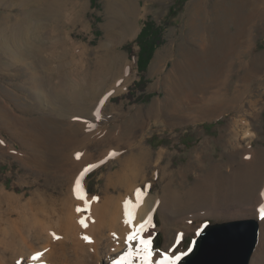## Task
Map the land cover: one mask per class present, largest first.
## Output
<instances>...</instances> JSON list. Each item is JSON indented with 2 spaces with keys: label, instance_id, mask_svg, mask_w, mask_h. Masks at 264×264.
Wrapping results in <instances>:
<instances>
[{
  "label": "bare ground",
  "instance_id": "6f19581e",
  "mask_svg": "<svg viewBox=\"0 0 264 264\" xmlns=\"http://www.w3.org/2000/svg\"><path fill=\"white\" fill-rule=\"evenodd\" d=\"M107 1L106 12L109 20L106 42L91 58L93 52L88 47L70 42L63 29L69 20L75 22L79 19L83 7L79 2L0 0V6L15 7L21 11L19 16L4 15L0 19V54L6 56L3 60L0 55V72L4 73V76H10L19 63H26L28 58L31 60L34 56L39 57L40 67L37 66L31 75V85L33 88L45 90L49 89L50 84L56 95L66 98L64 104L68 107L67 111H59L54 107L50 109V113L57 116L59 121H46L43 125V122L39 124L26 119L24 126L19 129L16 128L15 119L20 117L22 108L13 102L14 107L11 109L7 106L9 101L5 103L3 100H12L17 95L9 94L10 90L8 94H1L0 125L6 130H11L13 136H17L16 142L21 152L30 156L31 163L26 162L24 158L20 159L23 169L28 175H34V180H24L19 184L17 182L12 189L14 192L8 191L0 183V208L5 209L3 216L0 215V264H40V257L42 260L45 258L42 254H46L49 264H61L58 254L64 255L67 251L72 254L70 264H115L121 258H126L124 252L129 253L135 248L145 247L141 241L145 242L151 236L150 231L157 211L173 213L177 207L184 205L190 209L194 208L197 212L203 210L200 197L205 193L198 183L189 192L194 195L185 199L186 202L171 191H165L162 198L151 196L142 199L139 197L141 188L135 190L136 186L132 185L122 168L124 160L120 161V168L116 172L107 176L108 183L101 195H84L81 188L74 187L78 177L96 162L89 154L91 148L104 144L108 146L98 157L99 161L108 156L115 158L118 152L122 153L126 144L119 145V142L128 141L127 146L132 142L129 136L120 135L115 138V133L104 132L97 127L88 131L84 128L85 124L76 122L90 115L94 117L96 112L98 114L105 99L122 92L132 78L133 67L121 56L113 53V48L135 34L139 17L136 0ZM210 3L212 2L209 0H198L193 6L188 21L189 32L182 36L178 60L173 65L174 70L165 74L162 79L165 96L160 101L155 100L152 108L150 107V113L153 114L154 111L155 117L195 112L206 116L211 109L218 111L228 107L243 95V90L237 89L230 96L222 86L229 76L232 77L231 66H238L240 72L244 68L248 69L247 74L240 77V82L244 81L245 84H248L260 68H264V55L251 57L250 66H247L246 62L243 63V47L247 38L252 36L258 26H261L264 32V0H214L211 6ZM39 21L41 26L35 25ZM42 21L47 22L45 27L42 26ZM44 32L46 35L43 36ZM47 34V39L51 40L48 44L42 42ZM21 45H26L36 55L24 52L25 55L22 56ZM161 60L157 58L151 70L152 76L161 73ZM28 64L26 63L27 66ZM72 145L78 146L71 151ZM138 149L140 154L136 158L145 166L137 168L139 173L135 175L137 172H134L133 179L135 182L139 180L146 183L149 172L154 167L151 162L152 154L143 146ZM130 156L135 157L133 153ZM90 161L92 163H88ZM212 169L216 171L218 168L214 166ZM162 171L165 175V169H161ZM254 184L255 190H259L255 191L259 215L260 209L264 208V190L261 192L259 184L252 183L253 186ZM41 186L45 190H52L53 195L60 194L62 197L54 196L47 201L43 200ZM22 187L29 190L18 195L16 191ZM248 190L249 188L242 184V196L243 192ZM156 200L159 201L158 205ZM220 202L216 201L211 207L219 206ZM45 209L48 210L47 214L50 212L51 215L43 217ZM128 214L132 217L128 218ZM204 215L221 217L222 213L211 210ZM80 221L87 226H82ZM129 236H134V239L129 241ZM84 237H88L91 242H87ZM62 240L69 241L68 247L61 244ZM263 254L264 232L256 264H261ZM170 255L173 258V250ZM33 256H38L39 259L33 260ZM166 261L168 259L159 257L153 259L152 264H164Z\"/></svg>",
  "mask_w": 264,
  "mask_h": 264
},
{
  "label": "rangeland",
  "instance_id": "374dc122",
  "mask_svg": "<svg viewBox=\"0 0 264 264\" xmlns=\"http://www.w3.org/2000/svg\"><path fill=\"white\" fill-rule=\"evenodd\" d=\"M74 1L79 2L83 6L79 19L75 22L69 20L66 24L67 27L65 26L66 28L64 27L63 29L66 38L70 42L76 43L77 46L88 47L93 52L92 58L94 53L99 50V47L106 42L109 20V15L106 12L108 1L98 0L96 7L92 5V0ZM197 1L136 0L139 17L135 25V34L113 48V53L121 56L125 62L133 67L131 81L122 92L105 99L102 110L98 114L97 112L93 114L95 118L92 115H90L91 117L88 115L89 117L76 121L85 124L84 128L88 131L97 127L104 132L115 133V138H119L121 135L129 136L132 140L129 146H127L128 141L119 142V145L126 144L123 146L126 148L122 150V153L118 152L115 158L108 156L98 161V157L108 147L106 144L90 149L89 154L92 159H96V162H88L92 164L86 170L87 172L85 171L78 177L79 188L83 190L84 195H101L102 190L108 183L107 176L120 168L121 160H124L122 168L127 173L132 185L136 186L135 190L141 188L139 197L142 199L151 196L162 198L165 191H171L177 194L179 199L185 201V199L194 195V193L189 194V192L197 183L200 184L202 191L205 193L200 197L203 203L201 205L202 211L197 212L194 208L190 209L185 205L177 207L173 213L157 211L150 231L151 236L145 240L147 242L145 247L143 249L135 248L129 253H123L127 258L128 264H152L153 259L159 257L168 259L164 264H179L191 252L195 239L201 229L207 224L236 220H257L260 224L259 243L250 264H256L257 256L263 243L264 218H262V213L257 214L258 208L256 206L258 203L255 195V191L259 190H255L256 186L255 184L253 186L252 183H258L261 192L264 190V68H260L248 84H245L244 81L240 82V77H244L248 69L244 68L240 72L238 66H231L230 73L232 77L229 76V80L227 79L225 85L222 86L230 96L237 89H242V98L240 97V99L231 102L228 107L226 106L218 111L211 109L206 116H200L195 112L186 115L177 113V115L155 117L153 116L154 111L152 112L153 114L150 113L152 105L155 103L154 101H160L165 96L164 89L162 90V79L166 76L165 74L174 70L173 65L178 60L182 36L187 31L189 32L188 21L193 12V6ZM209 2L213 3L214 0H209ZM212 3H210V6ZM20 12L19 8L0 6V19L4 15L19 16ZM147 22L155 24V28L161 33L163 41L157 47L145 71L142 72L139 67L141 47L137 44V39L146 27ZM38 23L36 22L35 25L41 26V22L39 21ZM45 23L47 22L42 21L43 27H45ZM47 29L48 26L45 30L46 33L48 32ZM45 32L43 36L46 35ZM254 32L251 37L247 38L249 41L246 40L243 47V63L246 62L247 66L252 65L251 57L264 55V32L261 26L256 27ZM36 36L38 37V35ZM47 38L48 34L42 42L47 44L51 42ZM244 42L245 39H243ZM129 44H133L131 53L125 50V46ZM250 47L253 48L251 49ZM21 49L20 54L22 56L25 55L24 52L28 55H36L26 45H21ZM0 55L4 60L6 56ZM158 57L162 59V74L152 76L151 70ZM25 58L27 59L28 57L25 56ZM39 59L37 56H34L31 60L28 58L26 63H29V66L26 63H19L10 76H4V73L0 72V97L2 93L6 92L5 94H8L10 90L11 93L9 94L12 96L17 95V97L14 96L12 100L3 98L4 102L7 103L9 101L7 106H10L9 108L11 109L14 107L13 102L22 108L20 117L15 119L16 128L19 129L24 126L28 119H31L28 121H34L39 124L43 122V125L46 121L48 123L49 121L57 120V116L50 113L52 107L59 111H67L68 109L67 104H64L66 98L56 95L55 90L51 88L49 83L46 82L49 84V89L45 90L33 88L31 85V75L35 72L37 66L40 67ZM17 71L18 73H16ZM1 74L3 75L1 76ZM219 102L221 101L219 100ZM17 116H19L18 113ZM136 119H139V121ZM147 120H150L151 123L150 121L147 122ZM205 125H214V128L208 131L205 129ZM16 141L17 136H13L11 130H6L0 125V183L8 191H11L17 182L19 184V182L24 180H34V175H28L21 163L23 158L26 162L31 163L30 156H28V153L21 152L20 146ZM77 146L72 145L71 151ZM139 146L145 147L152 154L151 162L154 167L149 172L146 183L139 180L135 182L133 179V173L137 172V168L145 166L143 162H139L136 158L140 154ZM132 153L135 157L130 156ZM117 158L121 159L116 160ZM214 166L218 168L216 171L212 169ZM161 169H165V175L163 171L161 172ZM178 170H185V172L182 173V171L179 172ZM138 173L135 175H138ZM242 184L249 188L247 192H243V196L240 192ZM74 187H77V182L74 183ZM43 189L41 186V196L45 201L54 196H60V194L53 195L52 190L44 189L43 191ZM25 190L29 189L22 187L16 193L22 195ZM216 198L217 200H215ZM218 200L221 201V204L215 208L211 207ZM156 204L158 205L159 201L156 200ZM207 207L209 208L208 210ZM0 209L2 217L5 209H2V207ZM211 210L222 213V216L212 217L204 215ZM47 211L45 209L43 217L51 215L50 212L47 214ZM230 214L236 216L231 217ZM130 217L132 216L128 214V218ZM171 219L172 221H170ZM68 243L69 241L67 240L61 241L64 247H68ZM172 250L174 252L173 258L170 255ZM42 255H45V258L42 260V257H40V264H49L46 260V254ZM58 258L61 264H70L72 254L67 251L64 255L58 254ZM261 264H264V254Z\"/></svg>",
  "mask_w": 264,
  "mask_h": 264
},
{
  "label": "water",
  "instance_id": "95a60500",
  "mask_svg": "<svg viewBox=\"0 0 264 264\" xmlns=\"http://www.w3.org/2000/svg\"><path fill=\"white\" fill-rule=\"evenodd\" d=\"M259 235L254 219L207 224L179 264H250Z\"/></svg>",
  "mask_w": 264,
  "mask_h": 264
},
{
  "label": "trees",
  "instance_id": "16d2710c",
  "mask_svg": "<svg viewBox=\"0 0 264 264\" xmlns=\"http://www.w3.org/2000/svg\"><path fill=\"white\" fill-rule=\"evenodd\" d=\"M98 0H92V5L97 6ZM162 35L155 28L153 22H147L146 27L143 29L142 33L137 39V44L141 47V53L139 54V67L142 72L145 71L146 66L152 59L154 52L157 47L162 43ZM125 50L130 53L133 51V44L125 46ZM214 125H205L206 130H212Z\"/></svg>",
  "mask_w": 264,
  "mask_h": 264
},
{
  "label": "snow or ice",
  "instance_id": "6c2138e0",
  "mask_svg": "<svg viewBox=\"0 0 264 264\" xmlns=\"http://www.w3.org/2000/svg\"><path fill=\"white\" fill-rule=\"evenodd\" d=\"M77 159H79V156L77 157ZM79 187H80V182H79V180H78V181H77V188H79ZM78 198H82V197H78ZM78 211H79V209H78ZM260 211H261V213H262V218H264V208H261ZM80 223H81V225L84 226V227L87 226V225L84 224L83 221H80ZM56 238L59 239V237H56ZM84 239H85L87 242H89V243L91 242L90 239H89L88 237H84ZM133 239H134V236H129V237H128V240H129V241H131V240H133ZM141 243H143V244H145V245L147 244V242H144V241H141ZM149 255H150V253H149ZM32 259H33V260H37V259H39V257H38V256H33ZM145 259H147V257H145ZM115 264H127V258H121L120 260L116 261Z\"/></svg>",
  "mask_w": 264,
  "mask_h": 264
}]
</instances>
